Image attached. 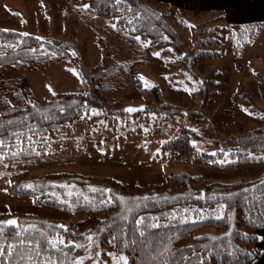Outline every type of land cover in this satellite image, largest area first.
Returning <instances> with one entry per match:
<instances>
[{
	"label": "trees",
	"instance_id": "1",
	"mask_svg": "<svg viewBox=\"0 0 264 264\" xmlns=\"http://www.w3.org/2000/svg\"><path fill=\"white\" fill-rule=\"evenodd\" d=\"M85 1V11L107 19L106 27L122 55H117L119 60L114 56L109 66L99 65L97 73H86V93L36 99L26 76L0 79V162L37 157L34 137L69 126L90 108L119 112L120 99L113 97L108 106L107 98L116 95L123 81L145 92L135 72L145 60L144 47H159V56L170 63L176 56L191 72L198 64L218 59L224 39L231 45L233 59H239L241 48L263 25L252 22L239 24L236 30L219 26L200 30L202 37L185 56L179 34L163 13L144 0ZM175 14V21L184 24ZM220 29L227 31V37L210 36V31ZM95 42L105 49L103 37L95 35ZM198 46L205 50L199 51ZM126 55L133 59H123ZM72 56L65 41L0 29V69L45 67ZM254 77L263 105L264 79L259 74ZM220 129L225 138L222 143L214 140V153L198 151L185 128L161 147L218 169L261 161L264 129L243 133L235 124ZM87 179L65 172L31 176L26 171L7 177L8 194L30 198L35 206L69 215L73 222L66 227L59 219L24 214L8 225L3 220L11 214H0V226H4L0 245L15 249L3 257L5 264H250L256 256V231L264 229V177L224 183L175 173L164 175L159 183L132 187L108 178L99 188L90 186Z\"/></svg>",
	"mask_w": 264,
	"mask_h": 264
},
{
	"label": "rangeland",
	"instance_id": "2",
	"mask_svg": "<svg viewBox=\"0 0 264 264\" xmlns=\"http://www.w3.org/2000/svg\"><path fill=\"white\" fill-rule=\"evenodd\" d=\"M144 2L165 15L179 34L181 54L185 56L192 51L195 40L202 37L201 31L215 26L236 30L250 19L244 10L222 0ZM85 7V0H0V29L65 41L73 54L71 60L45 67L0 69V79L26 76L36 99H47L57 93H86L89 90L86 73H97L122 53H118L117 42L111 39L107 19L89 14ZM176 11L184 24L175 21ZM95 35L104 38L105 49L94 43ZM212 35L228 34L220 29L216 33L210 31ZM220 46L218 59L198 64L191 72L177 62L176 56L172 58L175 62L170 63L159 56V47H144L145 60L136 65L135 72L145 92L131 89L123 81L116 95L107 98L108 106L113 97L120 99L119 112L90 108L69 126L34 137L37 157L0 162V214H11L3 221L18 222L19 216L34 214L59 219L66 227L73 222L69 215L37 207L30 198L6 192L7 177L23 171L31 176L59 172L87 176V183L96 188L106 185L108 178L132 187L159 183L164 175L175 173L224 183L263 178L264 152L259 162L218 169L161 147L185 128L198 151L214 153V140L222 143L225 138L220 129L223 125L241 126L243 133L253 128L264 129V104L258 99L254 77L259 74L264 79V23L253 40L241 48L239 59H233V50L226 39ZM99 48L104 51L101 53ZM198 50L205 49L198 46ZM122 58L133 59L127 55ZM139 107L144 110L127 111Z\"/></svg>",
	"mask_w": 264,
	"mask_h": 264
},
{
	"label": "crops",
	"instance_id": "3",
	"mask_svg": "<svg viewBox=\"0 0 264 264\" xmlns=\"http://www.w3.org/2000/svg\"><path fill=\"white\" fill-rule=\"evenodd\" d=\"M228 1L233 6L244 10L243 13L250 19L246 23L259 22L264 23V0H222ZM224 5V4H218ZM257 241L255 244L256 256L250 264H264V229L256 231Z\"/></svg>",
	"mask_w": 264,
	"mask_h": 264
},
{
	"label": "snow or ice",
	"instance_id": "4",
	"mask_svg": "<svg viewBox=\"0 0 264 264\" xmlns=\"http://www.w3.org/2000/svg\"><path fill=\"white\" fill-rule=\"evenodd\" d=\"M127 111L132 112L134 110L128 109ZM7 223H8V225H14V224H16V221H8ZM3 231H4V226H0V233H3ZM17 235H19V234H17ZM14 251H15V249L9 248L6 250L2 245H0V264H5L3 257L5 255L10 256L12 254V252H14ZM125 264H126V262H125Z\"/></svg>",
	"mask_w": 264,
	"mask_h": 264
},
{
	"label": "water",
	"instance_id": "5",
	"mask_svg": "<svg viewBox=\"0 0 264 264\" xmlns=\"http://www.w3.org/2000/svg\"><path fill=\"white\" fill-rule=\"evenodd\" d=\"M133 110H134V111H135V110H138V111H139V110H140V111H143V110H144V108H143V107H139V108H135V109H133ZM8 221H10V219H9Z\"/></svg>",
	"mask_w": 264,
	"mask_h": 264
}]
</instances>
